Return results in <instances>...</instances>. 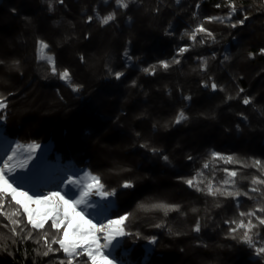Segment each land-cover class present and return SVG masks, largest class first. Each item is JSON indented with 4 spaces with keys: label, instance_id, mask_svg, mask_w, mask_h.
Listing matches in <instances>:
<instances>
[{
    "label": "trees",
    "instance_id": "16d2710c",
    "mask_svg": "<svg viewBox=\"0 0 264 264\" xmlns=\"http://www.w3.org/2000/svg\"><path fill=\"white\" fill-rule=\"evenodd\" d=\"M128 2L123 8L115 0H0V95L7 104L0 155L15 144L49 146L48 164L58 167L37 174L39 191L56 186L60 175L99 176L102 190L115 192L112 213L131 214L125 230L139 234L122 238L117 257L125 264H264V253L243 239L248 232L256 247L264 246V225L256 219L264 218V184L251 183L264 180V0ZM230 2L238 9L231 20L206 21L227 17ZM112 13L115 19L102 24ZM244 15L243 25L231 27ZM200 24L215 40L190 38ZM40 41L55 57V75L40 57ZM182 47L188 50L177 56ZM174 57L180 63L160 66ZM153 65L154 74L143 71ZM65 69L70 82L59 79ZM115 72L123 73L120 79ZM181 111L187 119L177 124ZM256 160L260 168L252 166ZM193 177L189 187L184 181ZM125 181L134 187L123 188ZM209 181L214 190L248 195H208ZM10 200L0 215V264H67L62 250L45 257L43 241L21 239L31 225L22 209L13 215L18 206ZM141 203L179 205V211L165 216L139 209ZM8 216L22 220L25 232L17 228L14 235ZM249 219L256 227L237 228Z\"/></svg>",
    "mask_w": 264,
    "mask_h": 264
},
{
    "label": "snow or ice",
    "instance_id": "6c2138e0",
    "mask_svg": "<svg viewBox=\"0 0 264 264\" xmlns=\"http://www.w3.org/2000/svg\"><path fill=\"white\" fill-rule=\"evenodd\" d=\"M63 3V0H60ZM115 4L117 7L128 8L129 2L128 0H115ZM198 7V5H197ZM215 7L220 8L221 5L217 4ZM230 11L227 14V17H206V21H219L224 22L225 19L231 20L232 16L238 11L236 5L234 3H229L228 5ZM241 13L243 9H239ZM93 17L89 16L88 21L90 22ZM115 19L114 13L108 14L107 16L101 19L102 24H108L110 21ZM248 19L247 15L243 16V19L236 20L231 23V27L235 28L237 25H243L245 21ZM201 33L205 34L206 37L215 40V37L211 31L203 26V24L198 25L190 35V38L195 41L196 34ZM188 34V33H186ZM205 41L202 39L200 43H204ZM41 48H47L48 45L43 41L40 42ZM187 48H180L177 51V56L186 52ZM260 53L264 54V48L260 49ZM249 55H252L251 53ZM130 58V57H129ZM83 59V58H82ZM227 59V57H225ZM18 63V62H14ZM48 63L52 65L51 71L55 75L57 74V69L55 67L54 60L49 57ZM170 63H180L179 59L176 57L173 58L171 62L168 61H160L159 64L161 67L167 69L170 67ZM206 61L203 62L202 66L206 65ZM155 65L151 66V68L143 69L144 72H152L154 74ZM59 79L70 82V74L67 69L62 72H59ZM116 79H120L123 75L121 72L114 73ZM134 83V82H133ZM207 86V85H206ZM211 88L216 90L218 85L216 83L211 84ZM78 86L73 87V91H77ZM240 91H243L241 89ZM6 97L0 95V110H3L7 107ZM243 103L245 105H249L251 103V98H244ZM187 117L183 111H181L175 118V123L179 124L180 122L186 120ZM38 144H30L27 146V155L22 159L18 157V151L22 148L21 145L17 144L15 148L10 149L11 154L8 153V149H5L3 155H0V215H3V209L5 205V201L8 197H11V200L8 201L9 205L13 202L18 208L15 210L13 215L19 217L22 214L26 217L27 225H31V229L26 232L25 235L21 237L22 240H32L35 239L36 243L39 244L43 241L46 246V251L43 252V256L47 257L50 253H54L57 251H63L65 256L67 257V264H73V261H76V264H117V259L113 257L110 259L109 257L113 256V253L117 248L121 246L124 242L122 239L124 237H133L139 236L138 233H132L126 231V221L129 219L131 214H125L122 216H118L115 219L111 218H101L97 219L94 223L93 219H88L85 215L89 208H97V209H106L107 205H100L97 202L91 201V197L93 195L101 196L102 198H109L115 195L114 191H101L103 189V185L100 183V177L94 175L90 172H83L82 175L73 173V175H60L56 179V187L59 190L56 191H48L44 193L42 191L37 190L31 184H28L27 181L29 179V173L32 175L38 174L42 169H55L58 165H50L48 162L41 158L36 160V162L32 165V168L29 170V173H20L18 175H14L16 173L17 167L20 169L28 168L29 162L33 161L35 151L39 148ZM142 147H146V145H142ZM153 152H156V149H152ZM213 158L219 157L220 154L213 152L211 153ZM6 156V158H5ZM165 161L168 160L167 156L162 157ZM191 159V157H189ZM228 161H232L233 157H227ZM253 167L260 168L261 161H254ZM205 168L208 167L206 163L204 165ZM197 175H200L199 173ZM232 177L237 176V172L232 171L230 173ZM196 177L191 179H186L184 182L189 185V187L194 186V180ZM225 184L229 183V181H225ZM235 183V181H232ZM251 183L253 185L256 184H264V180H260L256 177L252 178ZM29 187V191L32 194H29V191H25V187ZM122 187L125 189L132 188L134 185L131 181H125L122 184ZM197 191H204L197 187ZM249 191L251 192H259L260 189L253 187ZM207 194L211 196L226 195L233 198H238L241 195L247 196V192L240 191H222L220 188L213 189L211 181L208 182L207 185ZM261 196H264V193H261ZM35 205L36 207H32ZM83 206V207H81ZM139 209L144 211H152V210H160L164 212L166 216L169 211H179V205H167V204H139L137 206ZM193 211H196L193 209ZM259 211L264 212V208H260ZM88 215H92L94 218L96 216L103 217L104 211L97 212L95 214L88 213ZM254 212H241L240 216H254ZM10 220L11 232L14 235H18L17 228L20 229L21 233L25 232V228L21 227L23 221L20 219H12L11 216L7 217ZM256 219L259 221L260 225H264V218L257 216ZM50 221V224H49ZM231 223H236L232 221ZM48 226L46 229L45 226ZM4 227H8V225H4ZM155 227H162L161 224H156ZM247 227L249 229L256 227L255 224L252 223V220H248V224L245 225L243 221H240L237 224V228ZM237 228H230V233H235ZM61 229L63 230L61 233ZM51 230H54L52 232ZM196 232L200 231L199 222H197L196 226L193 229ZM35 233V236H34ZM51 235V240L49 241V236ZM235 239V236H233ZM244 241L251 247L255 248L257 255L264 253V246L256 247L253 243L252 238L248 235V232H245ZM101 240L104 243H101ZM149 243H155V238H152ZM52 244H59V249H53ZM149 251H151L149 249ZM127 255V253H125ZM83 258V259H81ZM59 264H65L64 260H60Z\"/></svg>",
    "mask_w": 264,
    "mask_h": 264
},
{
    "label": "rangeland",
    "instance_id": "374dc122",
    "mask_svg": "<svg viewBox=\"0 0 264 264\" xmlns=\"http://www.w3.org/2000/svg\"><path fill=\"white\" fill-rule=\"evenodd\" d=\"M177 1L179 2L180 0H177ZM40 42L38 44L39 52H40V57L42 59L46 60L47 62H48V58L51 57L54 60V62H55L54 55L50 54V52H49V46L47 48H41ZM1 111L2 110H0V112ZM3 136H4V131H3V128L1 127V122H0V143H4L5 142V139L3 138ZM16 145L17 144L12 145L10 149L15 148ZM21 146H22V148L18 151V157L22 159L24 156H26L28 154L27 151H26L28 145H21ZM49 151H50V147L49 146H40L39 148H37L36 151H35L34 159H33V161H30L29 162L28 168L20 169L19 167H17L16 173H14V175H18L20 173H29V170L32 168V165L38 159L43 158L47 162H51V161L48 160V153H49ZM7 154H11L10 150L8 151ZM5 158H6V156H5ZM0 163H2V162H0ZM36 176H37V174L36 175H32V174L29 173V179H28L27 183L28 184H31L33 186V180L36 178ZM24 190L25 191H29V187L26 186L24 188ZM56 190H58L57 187L56 186H53L52 188L50 187L48 189H42V192L47 193L48 191H56ZM101 191H103V190L101 189ZM29 194H32L31 191H29ZM91 201L97 202L100 205H107L106 209L89 208L87 210V213H85L86 217L88 219H93V222L94 223L97 221V219H101V218H111V219H115V218L118 217V216H115L114 215L115 213H112V211L117 208V203H116L115 199L113 198V196L112 197H109V198H102L101 196L93 195L91 197ZM32 207H36V206L33 205ZM81 207H83V206H81ZM102 210L104 211V216L103 217L96 216L94 218L92 215H88V213L95 214V213L100 212ZM120 216H122V215H120ZM62 231L63 230L61 229V233H62ZM118 239H122V238H118ZM101 243H104V241L101 240ZM117 249L113 253V256L112 257H109V258L112 259L113 257H115L117 259V264H125V263H123V261H120L118 259V257H117L118 256ZM73 264H76V261L75 260L73 261Z\"/></svg>",
    "mask_w": 264,
    "mask_h": 264
}]
</instances>
